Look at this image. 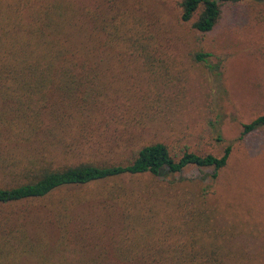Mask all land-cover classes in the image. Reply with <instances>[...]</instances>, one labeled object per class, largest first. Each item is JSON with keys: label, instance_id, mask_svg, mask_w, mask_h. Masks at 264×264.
<instances>
[{"label": "rangeland", "instance_id": "rangeland-1", "mask_svg": "<svg viewBox=\"0 0 264 264\" xmlns=\"http://www.w3.org/2000/svg\"><path fill=\"white\" fill-rule=\"evenodd\" d=\"M71 1L92 15L84 26L97 31L91 41L108 53L101 77L115 106L108 107L114 117L103 132L125 129L134 150L162 142L173 154L219 156L226 145L230 152L214 178L211 167H187L163 179L100 180L0 205V215L31 213L26 217H37L41 227L52 226L54 211L81 200L73 211L98 213L102 223L72 222L81 235L71 239V231L67 254L102 253L118 239L148 241L154 253L195 254L174 264H264V125L239 136L242 123L264 113V0L221 4L216 24L203 34L181 22L177 0ZM198 48L212 53L209 63L220 62L219 74L190 59ZM109 152L105 145L80 159L116 155ZM109 194L141 201L133 228L103 220L116 211Z\"/></svg>", "mask_w": 264, "mask_h": 264}, {"label": "trees", "instance_id": "trees-1", "mask_svg": "<svg viewBox=\"0 0 264 264\" xmlns=\"http://www.w3.org/2000/svg\"><path fill=\"white\" fill-rule=\"evenodd\" d=\"M242 1L177 0L179 19L195 32L207 33L219 18L221 4ZM87 19L94 18L71 0H0V205L124 176L163 179L187 167H211L214 178L226 164L230 145L219 156L187 150L173 154L162 142L129 148L132 135L125 129L120 135L103 132L114 117L108 107L115 106V99L101 77L108 53L100 41H91L97 31L85 28ZM210 57L212 53L200 48L190 53L193 62L219 74L220 62L209 63ZM263 125L264 113L242 123L239 136ZM105 145L114 157L80 159L84 151L99 152ZM107 197L116 211L103 220L114 218V226L133 228L143 212L141 201ZM76 204L83 202L54 211V224L46 227L37 217H26L31 213L0 215V264H174L195 256L154 253L148 241L122 245L118 239L102 253L67 254L71 231L76 233L71 239L81 235L72 222L102 223V215L92 210L74 212ZM119 234L117 230V238Z\"/></svg>", "mask_w": 264, "mask_h": 264}]
</instances>
